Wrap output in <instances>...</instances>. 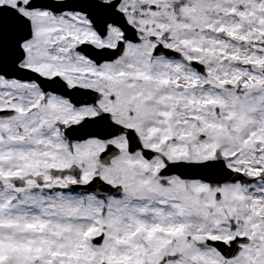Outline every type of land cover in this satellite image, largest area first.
<instances>
[{
    "label": "snow or ice",
    "instance_id": "obj_1",
    "mask_svg": "<svg viewBox=\"0 0 264 264\" xmlns=\"http://www.w3.org/2000/svg\"><path fill=\"white\" fill-rule=\"evenodd\" d=\"M0 264H264V0H0Z\"/></svg>",
    "mask_w": 264,
    "mask_h": 264
}]
</instances>
